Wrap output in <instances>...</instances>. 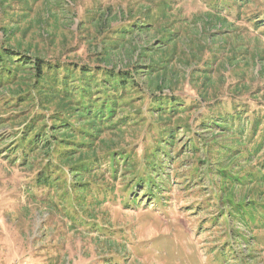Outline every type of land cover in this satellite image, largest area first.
Masks as SVG:
<instances>
[{
	"label": "rangeland",
	"instance_id": "374dc122",
	"mask_svg": "<svg viewBox=\"0 0 264 264\" xmlns=\"http://www.w3.org/2000/svg\"><path fill=\"white\" fill-rule=\"evenodd\" d=\"M2 48L58 70L0 75V264H264V0H0ZM99 67L118 103L51 133Z\"/></svg>",
	"mask_w": 264,
	"mask_h": 264
},
{
	"label": "trees",
	"instance_id": "16d2710c",
	"mask_svg": "<svg viewBox=\"0 0 264 264\" xmlns=\"http://www.w3.org/2000/svg\"><path fill=\"white\" fill-rule=\"evenodd\" d=\"M130 30L131 29L129 28L125 32L129 33ZM43 63L44 62H42L40 60H36V61L28 60V58L26 56H23L22 53H18V52L9 50V49H5V48L3 49L2 48L0 50V75L3 77V79L6 78L7 81H9L10 77H14V74H13L14 71H20V70H23V69H28L27 65H32V68L35 69V71L37 72V74L40 76L41 79H44V80L46 79L47 80L48 76L55 77L58 69L55 66H49L50 64H47L46 68H44V64ZM74 66H76V65H74ZM108 70H106V72ZM81 71H82L83 77L84 78L87 77V81L89 82V85L86 84V86H82V87H78L76 85H71L70 83L72 82V80L68 81L67 83H65L64 82V81H66L65 80V76L62 77L61 85H62V88L65 89L67 92H66V94L62 95L64 97V100L66 101V104L63 106L62 111H60V112H63V109H66L67 111L65 110V112H63L64 114H60L58 116L59 118L55 119L56 121H60V123L56 122V123H54V124H52L50 126V131L52 130L51 133H56V134L57 133H64L63 130H62L63 128L64 129L67 128L68 130H70L71 127H69V125L67 124L68 122H64L65 125L62 124L63 122L61 123L62 118L65 115L66 116H72L76 112L83 111L84 113H87V112H90L92 114L95 113V115H94L95 118H97L98 116L105 118L106 116H104L105 114H103V113H106V107L109 108V110H110L111 105L114 106L116 103H118V97L115 96V94L113 96H107V95L103 94L104 92H100V91L102 89H105L106 90L105 93L120 92L123 89L127 88V85H128V82H129V79L126 78V73L119 72V71H116V72L112 71V72H107L106 73L103 70V68L99 67V69H97V71H101V72H98V75H100L101 80L97 84H94V82H93L94 79H92V77H90V75L94 76V74H92V70H90L88 68H84V69L82 68ZM109 71H111V70H109ZM61 74H64V70H61ZM74 74H75V72L72 73V75H74ZM83 84H85V83H83ZM102 84H104V85H102ZM72 98H75L76 100L74 101ZM108 103L110 105H108ZM154 104H155V102L153 103V106H154ZM74 105H78V106L74 107ZM113 110L116 111V108L112 107V111ZM114 113H113V115H114ZM163 113H166V112L161 111V114H163ZM77 114H80L81 117H84L83 113H77ZM112 118H113V120H112V122H113L117 118V116H112ZM218 118H219V120H218L217 125L220 128H222L223 126H225L226 128L228 127L229 128V131H228L229 133H230V131H231V133H236V134L238 133L239 136L237 137V139H239V140L243 139V134H244V132H246L247 129H242V128L245 125H247V124L240 123L239 124L240 131L238 132L236 130V128L233 127V124L230 123L229 120H226L222 116L221 117L219 116ZM71 121L72 120H69V122H71ZM29 123H30V121H29ZM45 125H47V124H43L41 126H34V127L31 126V124L28 125V127H30V128L27 129V130L30 133H32L31 137H28L29 142H27V143L29 144V146H30V144H32V139L35 140V141L38 140L39 142L40 141L41 142H45V144H49V142H50V139H49L50 137L48 136L49 131H46L47 128L49 129V124L46 127V129H45V137H42V135L44 134V131H42V127L45 126ZM93 125L95 126V128L99 127V130H98L99 132L102 131L103 129H105V127H107V126H104V128L102 129L100 127V126H102V123H100L99 120L93 121ZM72 126H73V124H72ZM60 127H62V128L60 129ZM65 133H67V132H65ZM65 137H67V136L65 135ZM67 139L64 140L63 143H66V141H68ZM57 141L61 143L62 142V138H59ZM240 142L242 143L243 141H240ZM33 146H34V144H33ZM78 146H81V143H80V145H77V147ZM35 147H36V142H35ZM222 147L224 148V149H222V153H223L224 157L227 158L226 159L227 162L224 164V167H225V165L230 161V159H232L233 156L230 154L231 153L230 146L224 145ZM31 150H32V146H31ZM76 150L77 149H65L64 153H67L68 151H76ZM250 158H251V162H252V160H253L252 156H250ZM154 159L157 160L156 158H154ZM98 164L99 163H96L95 166H97ZM153 164H154L153 166L155 167V162ZM78 166H83V164H80ZM78 166H76V167H78ZM150 166L152 167V165H150ZM157 167L159 168L158 165H157ZM70 168L72 170H75V168H72V167H70ZM93 169H95V168H92V170ZM262 169L264 170V166L262 167ZM220 171H221V174H222V178L224 180L227 179L228 176H227L226 172L230 171V170L226 169V170H220ZM81 172H84V169L80 170L78 172H75V175L77 177H79V176L82 175ZM250 175H253V174L248 173V174H244V175H242V174L241 175L240 174L229 175L230 179L228 180V182H230V183L239 182L241 184L244 183L245 180L251 182L252 179L251 180L248 179V178L246 179V177H248ZM262 177L264 178V175ZM38 178L40 180L46 181V177L42 178V177L38 176ZM160 178H163V177L160 176ZM241 178H242V180H241ZM76 189H78V190L82 189L83 190L85 188L83 186H81V185H77ZM61 194L64 196L66 194V192L65 193H61ZM63 201H64V199H60L59 204H63L64 205ZM34 202L46 205L44 202H40V201H37V200L34 201ZM53 208H54V211H55L56 214L59 215L58 212H61L60 215L63 216L62 209H60L57 205H54ZM63 208L66 209L65 206H63ZM66 211L68 212V210H66Z\"/></svg>",
	"mask_w": 264,
	"mask_h": 264
}]
</instances>
